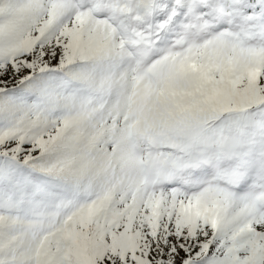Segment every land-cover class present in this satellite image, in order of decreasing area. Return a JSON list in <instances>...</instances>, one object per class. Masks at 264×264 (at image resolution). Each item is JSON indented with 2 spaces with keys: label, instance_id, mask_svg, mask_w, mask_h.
I'll return each mask as SVG.
<instances>
[{
  "label": "snow or ice",
  "instance_id": "snow-or-ice-1",
  "mask_svg": "<svg viewBox=\"0 0 264 264\" xmlns=\"http://www.w3.org/2000/svg\"><path fill=\"white\" fill-rule=\"evenodd\" d=\"M0 264H264V0H0Z\"/></svg>",
  "mask_w": 264,
  "mask_h": 264
}]
</instances>
